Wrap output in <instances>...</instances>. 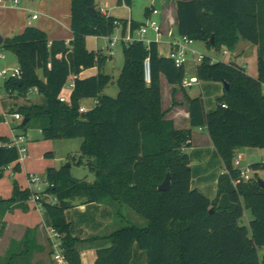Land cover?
Returning <instances> with one entry per match:
<instances>
[{
	"label": "trees",
	"instance_id": "obj_1",
	"mask_svg": "<svg viewBox=\"0 0 264 264\" xmlns=\"http://www.w3.org/2000/svg\"><path fill=\"white\" fill-rule=\"evenodd\" d=\"M97 1L71 0L74 39L69 44L50 41L44 31L28 27L22 34L6 38L2 45L16 54L22 79L20 86L14 79L5 80L6 91L25 97L35 89L44 97L42 104L17 109L29 120L20 127L36 120L46 141L83 139L81 153L96 172L94 182L74 178L66 167L46 172L48 187L41 193L40 203L52 229L62 237L65 262L82 264L80 248L84 244L108 243L110 247L99 246L95 264H131L133 247L138 243L148 253L147 264H264L259 255V248L264 247L262 179L256 174L244 181L233 163L239 149H264V0L176 2L178 36L204 42L216 52L232 53L240 40L257 47L258 77L234 62L214 61L205 55L197 65L198 81L229 86L213 112L206 111L203 96L188 100L192 128L207 129L224 164L213 200L192 188L191 161L184 151L191 147L192 130H176L162 110L160 77L163 75L169 85H182L184 65L177 67L173 59L160 57L156 41H151L149 49L143 41H135L123 46L125 62L116 98L103 94L112 83L111 76L99 72L80 77L106 62L99 52L87 49L86 38L111 37L118 21L104 15ZM123 2L130 7L133 0ZM90 8L97 9L99 16H91ZM149 13L150 8H146L147 17ZM120 22L125 35L128 21ZM142 26L131 21L132 33ZM212 36L214 48L210 45ZM147 58L151 62L150 83L144 76ZM71 77L74 86L69 101L62 103L60 97ZM84 99H97V103L80 113ZM0 143L1 180L12 164L14 173H20L21 167L18 149L8 146L11 140L0 136ZM93 159H98L99 167L92 166ZM261 168L264 163L251 166L254 172ZM168 173L171 188L159 191ZM12 188L11 198L0 200V204L27 212L26 203L33 191L23 189L17 181ZM50 198H56V203ZM108 201L130 207L148 226H124L87 240L72 236L67 210L79 203ZM246 210L252 219L242 225ZM33 233L28 230L26 239Z\"/></svg>",
	"mask_w": 264,
	"mask_h": 264
},
{
	"label": "crops",
	"instance_id": "obj_2",
	"mask_svg": "<svg viewBox=\"0 0 264 264\" xmlns=\"http://www.w3.org/2000/svg\"><path fill=\"white\" fill-rule=\"evenodd\" d=\"M166 1L167 5L163 8L162 12H159L158 15L160 16L162 35L156 42L158 44L159 56L170 58V43L175 37H178V34L175 36V33H177L178 21L175 0ZM71 5V0H33L30 2L29 0H26L20 6H14L9 2L0 3V31L2 32L3 37L11 38L15 34L23 33L28 27H35L44 31L50 41L63 40L69 44L74 39V34L71 29ZM100 9L103 10L102 13L104 15L114 17L109 14L108 10L104 8ZM34 15H37L38 19L32 20L31 18ZM117 20L123 21L119 19ZM29 21H31V25H28ZM126 21L131 22L133 20ZM170 32L174 34V38L169 36ZM117 35H122V28L119 29ZM93 39L107 40V48L109 49L110 54H102L100 50L95 52H99L102 57L106 58V62L108 60H112L115 52L109 48V38L89 36L86 38L87 48ZM249 44L251 43L245 40H240L234 52L231 53L227 50H223L222 56L219 55V52H217L215 56L209 57H211L214 61H223L227 63L234 62L237 65L244 67L250 76L258 77L257 47L253 44ZM119 46L123 52L124 45ZM206 49L208 50L209 48L204 42L198 43L197 41H193L190 45L191 51L201 53L203 56L205 55L203 53ZM225 51L227 54H225ZM248 56L254 59V63L251 66L248 61L249 59H247ZM226 59H228V61ZM188 60L189 59H187V61ZM105 63L101 68L95 67L82 72L80 77L89 78L97 76L99 72L109 75L105 71ZM199 63L200 62H197L196 57L194 56L192 67L188 68L187 62L184 64L186 71L184 83L191 82L190 87H184V83L178 86L169 85L166 78L161 75L160 87L162 110L166 114L165 119L173 121L176 130H192L191 147L184 150L189 155L191 161L192 188L197 189L207 199L213 200L217 195V183L220 175L224 172V164L212 143L207 129L192 128L188 100L189 98L203 96L206 111L208 113L213 112L216 109L217 100L224 93V85L218 82L198 81L197 65ZM16 68H19V64ZM38 73L40 76L42 75L41 71ZM112 78L114 80L115 77ZM69 84L74 86V77L70 78ZM66 88L68 87L66 86ZM72 89L73 87L69 88V92L66 95L68 98ZM31 91L33 95L38 94V96H42L39 95L38 91L35 89ZM103 94L108 95L107 88ZM16 97V93H8V99L5 103L0 97V136L7 137L12 140L15 136L24 135L28 140L29 137L27 133L22 134L17 132V128L9 125L5 121L6 116L12 114L13 117V115L17 113V109L19 107L29 105V103H19L17 100L15 101ZM93 102L95 106L97 99H93ZM17 103L20 104V106H16V110L12 107L10 111L8 105H17ZM4 104H6L5 107ZM27 148L29 154V148H31L29 141ZM247 150V148L239 149L237 150L236 155L241 158L247 154ZM28 154L26 158L28 157ZM29 158L30 157H28V159ZM27 160L24 162H27ZM18 163L20 164L21 172L14 173V178L21 174L23 169H25L22 165V161H18ZM14 166L15 164H12L7 169H14ZM29 175L31 174L28 173V176ZM2 180L3 178L0 182ZM20 186L23 189L28 188L33 192H37L31 189V185L29 187H24L20 184ZM12 189L13 188H11L8 195L0 196V200L10 199L12 196ZM26 206L29 210L24 212L19 208H14L13 206H8L6 204H0V261L2 264H67L65 261L59 263L53 257V248L50 240L52 222L42 205H38L30 200L26 203ZM125 206L126 205H119L113 201H108L102 204L92 203L82 205L79 203L75 208L66 211V218L71 225L70 231L72 236L81 240H87L95 236L109 235L115 230L125 226V221L127 219L126 215L130 216L134 220H137L138 225L135 224V226L141 228L148 226L147 221H142L136 217L139 214L133 215L130 211H125ZM28 230H34V233L31 237L26 239L25 235ZM104 245L106 247H110L108 243L82 245L80 248L82 264H95L99 246L103 247ZM147 262V251L142 250L138 243H135L131 264H147Z\"/></svg>",
	"mask_w": 264,
	"mask_h": 264
},
{
	"label": "rangeland",
	"instance_id": "obj_3",
	"mask_svg": "<svg viewBox=\"0 0 264 264\" xmlns=\"http://www.w3.org/2000/svg\"><path fill=\"white\" fill-rule=\"evenodd\" d=\"M33 1V0H29ZM179 0H175L176 2ZM187 1V0H182ZM166 0H133L132 5L129 7L127 6L123 0H99L98 6L100 8H104L109 11V14L116 17L119 20H133L135 22L143 24V26L146 28V38L144 41L146 43L151 41H157V33L147 28L146 26L149 23V19L147 16H145L146 8H156L159 12H162L163 8L167 5ZM10 3V2H9ZM153 19L160 24V16H154ZM120 27L115 24L114 34L117 35ZM0 34L2 35V32L0 31ZM22 33L15 34L20 35ZM177 33H175V36ZM13 36V37H14ZM3 37V35H2ZM7 38V37H3ZM176 38V37H175ZM200 43V42H198ZM251 45V44H249ZM253 47V46H252ZM88 48L90 51H97L100 50L102 54H110L109 49L107 48V40L106 39H93L91 40L90 44L88 45ZM87 48V49H88ZM114 58L112 60H108L105 63V71L107 74H109L112 77H115L114 80H112V83L107 88V94L113 98H116L118 95V85L117 80L120 76L121 69L124 64V55L122 52V49L120 46H118L116 49H114ZM223 50L219 51V55L222 54ZM197 53V52H196ZM0 54L5 55V59H0V70L6 69V68H16L18 66V59L14 52L7 50L3 46H0ZM198 55H201V53H197ZM207 56H215L217 52L215 50H205L203 53ZM193 57L194 55L192 53H188L187 58L189 59L187 61V66L192 67L193 65ZM249 59L250 66L254 63V59L250 56L247 57ZM228 61V59H226ZM251 68V67H250ZM70 82V81H69ZM5 79L0 78V97L2 101L5 103L7 101V94L5 87ZM69 84V83H68ZM69 92V88H66V90L63 92V95L66 96ZM28 98V100H27ZM18 101L19 103H29L31 104H42L44 103V97L33 95L32 91L29 92V95L26 97H21L17 94V97L15 98V101ZM6 104H4L5 107ZM3 106V105H2ZM16 106H20V104L17 103V105L10 104L8 105L9 110L13 107L16 110ZM84 106L85 109L91 110L94 107L93 99H84L81 101V107ZM11 111V110H10ZM25 119V118H24ZM23 119V120H24ZM22 121H16L13 119L12 114H9L6 116L5 121L11 125L17 128V132L25 134H28L29 139H26V146L28 147V141L31 144V148H29V154L28 157L25 159L27 162H24L23 159V169L22 173L17 175L16 178H14V172L13 168L7 169L4 173L3 180L0 182V196H6L10 193L11 188L13 187V182L17 181L24 187L26 186H32L31 189L40 192L44 191L48 186L47 183H40V184H31L29 181L28 173L35 174L43 179H46V172L49 168H55L60 169L62 167H65L68 163H71L70 171L71 175L79 180H85L87 182H94L96 180V172L93 171L89 166V160L87 157L83 156L81 153V146L83 143V139L75 138V139H63V140H53V141H46L42 137V133L37 125L36 120H33L31 123L27 125L25 128H21L20 126L23 123ZM247 154L240 158V166L239 169L247 170L249 167H251L253 164H262L264 163V149L262 148H247ZM246 151V150H245ZM48 154H52L53 156H48ZM238 157V155H236ZM92 163V162H91ZM27 167V168H26ZM256 174L259 176L260 179L264 180V168H261L258 171H253L252 175L256 176ZM30 184V185H29ZM125 211H130V213H133V215L136 214L132 209L125 206ZM138 219H141L142 221H146L141 216H136ZM126 221L125 226L129 225H138L137 220L132 219L130 216L126 215ZM252 219L251 212L249 210L245 211L244 218L241 221L242 225H248L249 222ZM259 255L261 260H264V247L259 248ZM0 264L2 262L0 261Z\"/></svg>",
	"mask_w": 264,
	"mask_h": 264
},
{
	"label": "built area",
	"instance_id": "obj_4",
	"mask_svg": "<svg viewBox=\"0 0 264 264\" xmlns=\"http://www.w3.org/2000/svg\"><path fill=\"white\" fill-rule=\"evenodd\" d=\"M24 1H26V0H0V3L10 2L14 6H20ZM99 10L101 12L103 11L101 9H99ZM158 15H159V11L156 8L152 7L150 9V13L148 16L149 23L146 26L147 28H150L157 33V40L161 37L162 31H161L160 24L157 23L153 19V17L158 16ZM31 19L36 20V19H38V16L34 15ZM115 24H117L120 28L122 27V23L120 21H116ZM28 25H31V21H29ZM169 36L174 38V34L172 32H170ZM108 38H109V48L111 50L116 49L119 45H129L135 41H143L149 49V45L151 43V42L146 43L144 41V39L146 38V28L144 26L140 27L135 33H132L131 22H128L127 31H126L125 35H123V34L122 35H112L111 37H108ZM192 43H193V41L191 39H189L188 37H182V36H178L177 38H174L173 41L170 43V45H171L170 58L174 60L177 67H181L187 62V59H188L187 55L189 52H191L196 57L197 62L202 61L203 55H198L195 51L190 50V45ZM225 54H227L226 51H225ZM0 58L5 59V56L3 54H0ZM144 76H145V81L147 83H150V81H151L150 58H147L144 61ZM0 78H3L5 80H9V79L17 80V79L21 78V71L19 68L2 69V70H0ZM263 85H264V83H263ZM190 86H191V82L190 83H184V87H190ZM67 87L72 88L73 85L68 84ZM60 101L62 103H68L69 98L62 94L60 97ZM88 111L89 110L85 109L84 107L80 108V113H86ZM13 118L16 121H22L23 120L22 115H20L19 113H15L13 115ZM0 145H1V143H0ZM8 146L9 147H16L18 149L19 154H20L19 161H23V159L26 158V156L28 154V148L26 146V137L24 135L15 136L11 140V143ZM233 163H234V166L239 169V166L241 164L240 157H235ZM240 170H241V177L244 181H249L253 177V175H252L253 170L251 169V167H249V169H247V170H243V169H240ZM29 181L31 182V184L47 183L45 181V179H43L42 177L35 175V174L29 175ZM47 186H48V184H47ZM41 193H42V191L33 192V195H32L30 200L35 202L38 205H41V203H40ZM56 201H57L56 198H51L52 203H56ZM50 240L52 243L54 259L59 263L64 262L65 258H64V254H63L61 235L56 230L51 229L50 230Z\"/></svg>",
	"mask_w": 264,
	"mask_h": 264
},
{
	"label": "water",
	"instance_id": "obj_5",
	"mask_svg": "<svg viewBox=\"0 0 264 264\" xmlns=\"http://www.w3.org/2000/svg\"><path fill=\"white\" fill-rule=\"evenodd\" d=\"M89 13H90L91 16H94V17L99 16L98 10L95 9V8H90V9H89ZM4 40H5V39H4V38L2 37V35L0 34V46L3 45ZM210 45H211L212 48L215 47V36H212V37H211V39H210ZM16 82H17L18 85L20 86V85L22 84V79L19 78V79L16 80ZM223 85H224V88H225V89H228V88H229V86H228L227 84L224 83ZM28 122H29V120H28L27 118H25V119L23 120L22 125L24 126V125H26ZM70 166H71V163H68L67 165H65L66 168H70ZM92 166H94V167H96V168L99 167V161H98V159H93V160H92ZM259 184L262 185V186H264V181H263V180H259ZM170 188H171V174L168 173L167 176H166V179H165L164 182L158 187V189H159V191L167 192V191L170 190ZM213 211H214V210L212 209L210 212L212 213Z\"/></svg>",
	"mask_w": 264,
	"mask_h": 264
}]
</instances>
